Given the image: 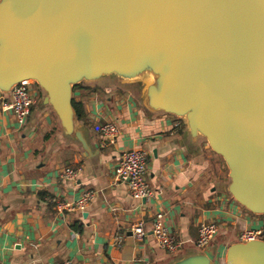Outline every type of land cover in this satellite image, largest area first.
Returning <instances> with one entry per match:
<instances>
[{
    "label": "water",
    "instance_id": "obj_1",
    "mask_svg": "<svg viewBox=\"0 0 264 264\" xmlns=\"http://www.w3.org/2000/svg\"><path fill=\"white\" fill-rule=\"evenodd\" d=\"M145 84L148 109L182 119L227 169L231 197L264 217V0H0V100L35 80L64 133L90 153L76 86ZM217 248L168 264H216ZM225 264H264V239Z\"/></svg>",
    "mask_w": 264,
    "mask_h": 264
},
{
    "label": "crops",
    "instance_id": "obj_2",
    "mask_svg": "<svg viewBox=\"0 0 264 264\" xmlns=\"http://www.w3.org/2000/svg\"><path fill=\"white\" fill-rule=\"evenodd\" d=\"M144 87L142 81L108 76L84 82L74 92L84 116L78 123L86 128L90 153L64 133L55 113L46 112L41 119L33 116L39 95L35 88L32 115L21 126L12 113L3 111L2 103L9 99L3 95L0 264H168L200 251L195 242L203 222L218 224L215 263L225 264L226 250L239 242L240 233L264 225L260 216L234 201L228 182L218 189L225 178L223 159L201 138L194 143L183 120L148 109ZM107 122L120 130L113 145L95 131ZM40 125L46 131L41 140ZM133 149L147 153L146 180L154 197L143 202L115 179L121 154ZM69 167L80 168L76 184L61 178ZM87 191H93L95 198L83 213L59 212L48 203L52 197L76 201ZM157 213L166 215L170 232L183 243L176 254L156 245L150 228ZM139 222L148 229L143 239L132 231Z\"/></svg>",
    "mask_w": 264,
    "mask_h": 264
},
{
    "label": "built area",
    "instance_id": "obj_3",
    "mask_svg": "<svg viewBox=\"0 0 264 264\" xmlns=\"http://www.w3.org/2000/svg\"><path fill=\"white\" fill-rule=\"evenodd\" d=\"M38 87L35 80L23 81L7 94L9 99L2 103L3 111L14 115L18 124L24 125L30 119L35 106L34 88ZM95 131L101 135L107 144L116 143L120 130L112 122L96 126ZM147 153L140 149L124 151L115 168V179L118 182L126 183L130 195L139 201H147L154 197V191L146 180ZM80 176V168H67L61 175L63 180L76 184ZM93 191L84 192L76 201H65L57 197L48 198V203L53 204L59 212H85L91 202L94 201ZM151 231L157 247L169 254H176L183 249L180 242L169 230L164 213H157L151 223ZM138 239H143L148 234L144 222L137 223L133 230ZM219 234V226L215 222H203L199 226L198 238L195 245L198 250L208 249ZM264 239V225L258 228L244 229L239 235V242H249ZM121 243L122 238H118ZM57 264H72L65 261Z\"/></svg>",
    "mask_w": 264,
    "mask_h": 264
},
{
    "label": "rangeland",
    "instance_id": "obj_4",
    "mask_svg": "<svg viewBox=\"0 0 264 264\" xmlns=\"http://www.w3.org/2000/svg\"><path fill=\"white\" fill-rule=\"evenodd\" d=\"M35 92H36V94H38L39 93V95H38V105L36 106V108L34 109V113H33V116L35 117L36 116V118H40L41 119V115H43L44 113H46V112H49V113H51L53 116H55L54 115V112H53V110L50 108V107H47V106H45L44 104H43V100L41 99V95H42V97H45V93L39 88V87H35ZM57 117V116H56ZM38 136H39V138H40V140L43 138V137H45L46 136V131L44 130V128L40 125V126H38ZM201 138V141L202 142H205V143H207V141H206V139H204L203 137H200ZM220 160V159H219ZM220 163H221V165H222V167H223V169H224V171H225V178H222L220 181H221V185H219V188L218 189H224V188H222L221 186H223L224 187V183H226V182H228V183H230V179H229V177H228V169H227V167H225V165H224V162H222L221 160H220ZM220 183V182H219ZM243 208V207H242ZM260 221H261V223L260 224H262L263 222H264V217H262V216H260V217H257ZM264 224V223H263Z\"/></svg>",
    "mask_w": 264,
    "mask_h": 264
},
{
    "label": "trees",
    "instance_id": "obj_5",
    "mask_svg": "<svg viewBox=\"0 0 264 264\" xmlns=\"http://www.w3.org/2000/svg\"><path fill=\"white\" fill-rule=\"evenodd\" d=\"M81 87V84L76 86L75 89H74V92ZM73 106H74V109L76 110V113H77V117L78 119L81 121L83 120V112L81 111L80 107H79V104L75 101V99L73 98ZM182 120V119H181ZM50 206L54 207L53 204H50Z\"/></svg>",
    "mask_w": 264,
    "mask_h": 264
}]
</instances>
